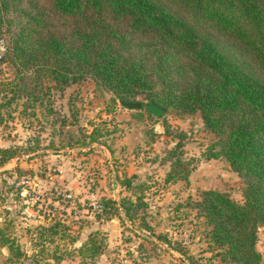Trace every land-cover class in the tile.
<instances>
[{"label":"trees","instance_id":"1","mask_svg":"<svg viewBox=\"0 0 264 264\" xmlns=\"http://www.w3.org/2000/svg\"><path fill=\"white\" fill-rule=\"evenodd\" d=\"M9 28L2 60L14 66L15 76L1 82V90L7 88L10 98L42 102L52 86L89 77L111 91L115 103L139 101L145 108L154 102L163 113L199 112L217 136L207 157H223L243 179V200L205 188L190 202L222 259L262 264L256 244L264 224V0H0V32ZM175 135L164 157L170 161L164 181L187 180L189 172L181 157L186 132ZM97 138L92 134L90 140ZM16 155L15 147H0V164ZM135 176L117 180L140 193L102 197L97 218L123 212L122 220L132 219L146 207V185L134 183ZM59 224L43 227L49 240ZM100 247L91 234L74 250L88 264L86 258L93 259Z\"/></svg>","mask_w":264,"mask_h":264},{"label":"rangeland","instance_id":"2","mask_svg":"<svg viewBox=\"0 0 264 264\" xmlns=\"http://www.w3.org/2000/svg\"><path fill=\"white\" fill-rule=\"evenodd\" d=\"M11 29L4 35L8 44ZM2 58L0 147H15L17 155L0 164V264H85L74 249L91 234L101 250L86 258L88 264H231L209 244V226L190 201L205 188L242 201L244 181L223 157H207L217 136L199 112L150 117L144 106L115 103L111 91L89 77L52 86L42 102L10 98L1 82L14 78V66ZM164 121L174 134L165 132ZM179 130L186 132L181 157L187 180L164 181L170 169L164 157ZM92 134L97 140H90ZM132 174L134 183L146 185V207L132 219L122 220L123 212L97 218L102 197L140 193L117 180ZM59 222L49 240L43 227ZM5 240L20 253L10 252ZM256 248L264 264V224Z\"/></svg>","mask_w":264,"mask_h":264},{"label":"water","instance_id":"3","mask_svg":"<svg viewBox=\"0 0 264 264\" xmlns=\"http://www.w3.org/2000/svg\"><path fill=\"white\" fill-rule=\"evenodd\" d=\"M119 104L121 106L127 107V108H140L141 103L139 101H123L118 100ZM146 110L151 113L154 116H161L163 114V108L157 105L154 102H149L145 106Z\"/></svg>","mask_w":264,"mask_h":264},{"label":"built area","instance_id":"4","mask_svg":"<svg viewBox=\"0 0 264 264\" xmlns=\"http://www.w3.org/2000/svg\"><path fill=\"white\" fill-rule=\"evenodd\" d=\"M1 28L4 29L5 26L1 25ZM5 33L0 32V59L3 57L5 51H6V40H5Z\"/></svg>","mask_w":264,"mask_h":264}]
</instances>
